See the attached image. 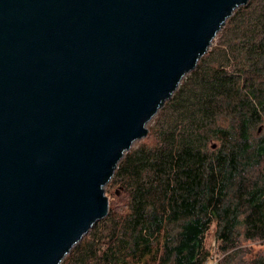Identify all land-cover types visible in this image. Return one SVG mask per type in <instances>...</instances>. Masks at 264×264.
Returning a JSON list of instances; mask_svg holds the SVG:
<instances>
[{
    "label": "water",
    "instance_id": "95a60500",
    "mask_svg": "<svg viewBox=\"0 0 264 264\" xmlns=\"http://www.w3.org/2000/svg\"><path fill=\"white\" fill-rule=\"evenodd\" d=\"M250 3L0 0V264H61L91 234L125 151Z\"/></svg>",
    "mask_w": 264,
    "mask_h": 264
},
{
    "label": "trees",
    "instance_id": "16d2710c",
    "mask_svg": "<svg viewBox=\"0 0 264 264\" xmlns=\"http://www.w3.org/2000/svg\"><path fill=\"white\" fill-rule=\"evenodd\" d=\"M223 24L117 164L105 219L61 264H209L213 234L219 264H264V249H241L264 244V0Z\"/></svg>",
    "mask_w": 264,
    "mask_h": 264
},
{
    "label": "rangeland",
    "instance_id": "374dc122",
    "mask_svg": "<svg viewBox=\"0 0 264 264\" xmlns=\"http://www.w3.org/2000/svg\"><path fill=\"white\" fill-rule=\"evenodd\" d=\"M217 42H218V36L214 38L213 45H215ZM150 123H151V121L148 123V126H149ZM139 142L140 141H135L134 144H133V147L137 146V144ZM115 190L116 189H114V188H112L111 190L108 188V190H107L108 196L111 197V192L114 193ZM117 191H118V194L117 195H118V197H120L121 196V190L117 188ZM119 200H120L119 198L116 199V201H119ZM109 201H110V199H109ZM120 204H123V203H120ZM212 232L214 233V231H212ZM214 237H215V235L213 234V237H212L211 243H210V248H211V261H210L209 264H219V262L222 263L223 259H225L226 255H227L225 253L220 252L219 243L216 241V239ZM248 248H253L256 251H259V250L264 249V244H261L259 242L243 241V244L241 246V249L242 250H247ZM241 255H243V256H241L239 258V260L236 262V264H241V260H243L246 257L243 253Z\"/></svg>",
    "mask_w": 264,
    "mask_h": 264
}]
</instances>
